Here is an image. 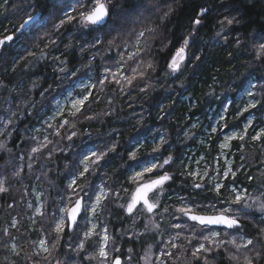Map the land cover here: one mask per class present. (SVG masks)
Instances as JSON below:
<instances>
[{"label":"clouds","instance_id":"1","mask_svg":"<svg viewBox=\"0 0 264 264\" xmlns=\"http://www.w3.org/2000/svg\"><path fill=\"white\" fill-rule=\"evenodd\" d=\"M0 264H264V0H0Z\"/></svg>","mask_w":264,"mask_h":264}]
</instances>
